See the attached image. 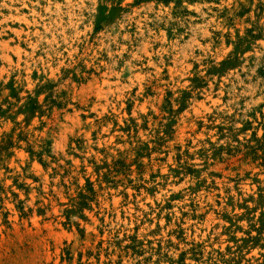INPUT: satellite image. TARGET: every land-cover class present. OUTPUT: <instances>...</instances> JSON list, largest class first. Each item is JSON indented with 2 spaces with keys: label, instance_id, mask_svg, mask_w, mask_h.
Segmentation results:
<instances>
[{
  "label": "rangeland",
  "instance_id": "374dc122",
  "mask_svg": "<svg viewBox=\"0 0 264 264\" xmlns=\"http://www.w3.org/2000/svg\"><path fill=\"white\" fill-rule=\"evenodd\" d=\"M0 264H264V0H0Z\"/></svg>",
  "mask_w": 264,
  "mask_h": 264
},
{
  "label": "bare ground",
  "instance_id": "6f19581e",
  "mask_svg": "<svg viewBox=\"0 0 264 264\" xmlns=\"http://www.w3.org/2000/svg\"><path fill=\"white\" fill-rule=\"evenodd\" d=\"M212 19H214V18H212Z\"/></svg>",
  "mask_w": 264,
  "mask_h": 264
}]
</instances>
